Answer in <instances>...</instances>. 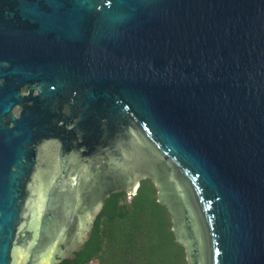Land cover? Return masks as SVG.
<instances>
[{
	"label": "water",
	"instance_id": "1",
	"mask_svg": "<svg viewBox=\"0 0 264 264\" xmlns=\"http://www.w3.org/2000/svg\"><path fill=\"white\" fill-rule=\"evenodd\" d=\"M148 179L189 264H264V0H0V264Z\"/></svg>",
	"mask_w": 264,
	"mask_h": 264
},
{
	"label": "trees",
	"instance_id": "2",
	"mask_svg": "<svg viewBox=\"0 0 264 264\" xmlns=\"http://www.w3.org/2000/svg\"><path fill=\"white\" fill-rule=\"evenodd\" d=\"M75 259L59 264H189L173 231L172 216L151 180L131 200L112 193L96 216Z\"/></svg>",
	"mask_w": 264,
	"mask_h": 264
},
{
	"label": "flooded vegetation",
	"instance_id": "3",
	"mask_svg": "<svg viewBox=\"0 0 264 264\" xmlns=\"http://www.w3.org/2000/svg\"><path fill=\"white\" fill-rule=\"evenodd\" d=\"M121 187H122V186H121ZM121 187H120V188H121ZM86 201H87V199H86ZM105 202H106V201H105ZM97 204H98V202H93V203L91 204L92 206H91V208H90L89 210L91 211V209H92V211H94V212H95V210H98V211L96 212V213H98L99 210H100L99 207L102 208V206L100 205V203H99V205H97ZM93 220H94V219H93ZM93 220H92L91 223H89L90 229H91V226H92V224H93V222H94ZM90 232H91V231H90ZM74 259H75V258H74ZM67 260H73V259H67Z\"/></svg>",
	"mask_w": 264,
	"mask_h": 264
},
{
	"label": "built area",
	"instance_id": "4",
	"mask_svg": "<svg viewBox=\"0 0 264 264\" xmlns=\"http://www.w3.org/2000/svg\"><path fill=\"white\" fill-rule=\"evenodd\" d=\"M128 198H129V200H131V198H132V195H128Z\"/></svg>",
	"mask_w": 264,
	"mask_h": 264
},
{
	"label": "rangeland",
	"instance_id": "5",
	"mask_svg": "<svg viewBox=\"0 0 264 264\" xmlns=\"http://www.w3.org/2000/svg\"><path fill=\"white\" fill-rule=\"evenodd\" d=\"M128 200H129V198H128Z\"/></svg>",
	"mask_w": 264,
	"mask_h": 264
}]
</instances>
